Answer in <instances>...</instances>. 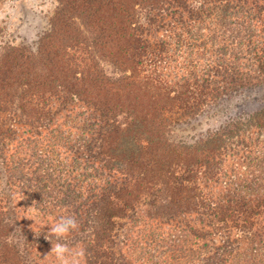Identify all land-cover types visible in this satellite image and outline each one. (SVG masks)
Instances as JSON below:
<instances>
[{
  "label": "trees",
  "instance_id": "obj_1",
  "mask_svg": "<svg viewBox=\"0 0 264 264\" xmlns=\"http://www.w3.org/2000/svg\"><path fill=\"white\" fill-rule=\"evenodd\" d=\"M51 22L33 51L0 43V264H59L50 240L74 264H264V104L170 134L264 89V0H58Z\"/></svg>",
  "mask_w": 264,
  "mask_h": 264
},
{
  "label": "rangeland",
  "instance_id": "obj_2",
  "mask_svg": "<svg viewBox=\"0 0 264 264\" xmlns=\"http://www.w3.org/2000/svg\"><path fill=\"white\" fill-rule=\"evenodd\" d=\"M57 7L58 0H0V43H10L29 51L35 50L40 36L51 28ZM141 14L142 21H145V10ZM205 62L208 60L200 61L202 64ZM151 64L148 62L146 66L155 67ZM156 70L159 73L163 72L171 84H175L177 77L181 76L180 70L177 72L172 67L167 68L158 64ZM263 98V88L226 91L215 104L204 107L205 109L195 116H174L170 134L176 140H196L210 131L224 127L234 118L262 107ZM76 107L77 105H74L73 109ZM18 127L24 132V127L20 124ZM12 211L18 216L23 228L31 224L37 227L34 210L29 201L14 200ZM30 264H33L32 260Z\"/></svg>",
  "mask_w": 264,
  "mask_h": 264
},
{
  "label": "clouds",
  "instance_id": "obj_3",
  "mask_svg": "<svg viewBox=\"0 0 264 264\" xmlns=\"http://www.w3.org/2000/svg\"><path fill=\"white\" fill-rule=\"evenodd\" d=\"M76 227L77 221L74 217H62L57 223L50 225L49 231L56 238L57 241H60L67 233H69L71 230L76 229ZM35 235L39 236L40 233L35 232ZM45 239H48L46 235ZM6 242L11 244L13 241L8 240ZM50 242L52 245L50 251L55 255L59 264H74V261L69 259L70 249L67 247L66 244L60 242L53 244L51 240Z\"/></svg>",
  "mask_w": 264,
  "mask_h": 264
}]
</instances>
